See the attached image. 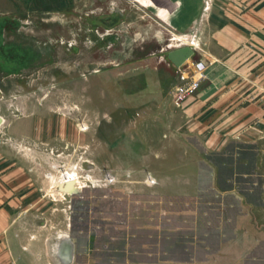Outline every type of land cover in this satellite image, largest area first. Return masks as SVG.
Masks as SVG:
<instances>
[{"label": "crops", "instance_id": "0c3cea01", "mask_svg": "<svg viewBox=\"0 0 264 264\" xmlns=\"http://www.w3.org/2000/svg\"><path fill=\"white\" fill-rule=\"evenodd\" d=\"M135 1L187 35L169 47L193 46L184 64L207 65L182 108H155L161 135L136 175L149 170L155 183L109 188L108 214L96 203L90 229L76 233L66 209L49 215L35 174L0 156V264H241L264 254V0ZM15 6L0 0V14ZM234 16L247 26L223 24Z\"/></svg>", "mask_w": 264, "mask_h": 264}, {"label": "rangeland", "instance_id": "374dc122", "mask_svg": "<svg viewBox=\"0 0 264 264\" xmlns=\"http://www.w3.org/2000/svg\"><path fill=\"white\" fill-rule=\"evenodd\" d=\"M14 3L0 14V156L35 174L49 215L66 209L75 232L87 231L96 203L105 215L112 207L109 188L152 184L149 170L137 178L139 159L161 135L155 108L180 109L189 98L174 100L167 58L187 35L135 0ZM253 263L264 264V254L241 261Z\"/></svg>", "mask_w": 264, "mask_h": 264}, {"label": "built area", "instance_id": "2783aa9c", "mask_svg": "<svg viewBox=\"0 0 264 264\" xmlns=\"http://www.w3.org/2000/svg\"><path fill=\"white\" fill-rule=\"evenodd\" d=\"M176 74L178 82L174 86L172 96L178 103H183L185 99L197 93L201 86L202 80L205 78L206 63L202 60L193 62L192 64H183L176 66ZM109 180H114V175L108 173ZM148 183H155V178L149 172L146 176Z\"/></svg>", "mask_w": 264, "mask_h": 264}, {"label": "water", "instance_id": "95a60500", "mask_svg": "<svg viewBox=\"0 0 264 264\" xmlns=\"http://www.w3.org/2000/svg\"><path fill=\"white\" fill-rule=\"evenodd\" d=\"M194 53H195V50L193 46L184 45V46H180L175 49H171L168 52V58L174 65L181 66L188 59H190L194 55Z\"/></svg>", "mask_w": 264, "mask_h": 264}, {"label": "bare ground", "instance_id": "6f19581e", "mask_svg": "<svg viewBox=\"0 0 264 264\" xmlns=\"http://www.w3.org/2000/svg\"><path fill=\"white\" fill-rule=\"evenodd\" d=\"M185 45H188V44H185ZM182 46H184V45H182ZM191 46V45H190ZM171 49H175V47H172ZM170 51V50H169ZM168 51V52H169ZM168 52H167V58H168ZM168 60H170V59H168ZM187 62V61H186ZM183 65V64H182Z\"/></svg>", "mask_w": 264, "mask_h": 264}]
</instances>
